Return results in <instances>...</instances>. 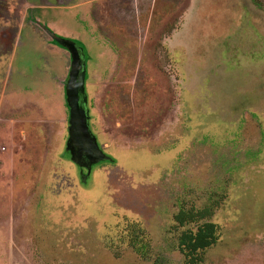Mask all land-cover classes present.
<instances>
[{
  "label": "rangeland",
  "instance_id": "1",
  "mask_svg": "<svg viewBox=\"0 0 264 264\" xmlns=\"http://www.w3.org/2000/svg\"><path fill=\"white\" fill-rule=\"evenodd\" d=\"M30 4L0 57V264H154L117 243L139 221L183 264L167 234L178 202L216 189L224 237L205 264H264V0ZM44 26L84 49L113 159L91 172L66 149L71 55Z\"/></svg>",
  "mask_w": 264,
  "mask_h": 264
},
{
  "label": "trees",
  "instance_id": "2",
  "mask_svg": "<svg viewBox=\"0 0 264 264\" xmlns=\"http://www.w3.org/2000/svg\"><path fill=\"white\" fill-rule=\"evenodd\" d=\"M205 194H185L178 202L174 223L168 228V245L182 254L183 264H205L208 253L218 246L224 237L223 227L214 221L223 207L227 194L211 190ZM202 200V202H201ZM117 243L131 249L141 260L165 264L163 253L142 221L133 222L116 233ZM117 245L112 246L114 250Z\"/></svg>",
  "mask_w": 264,
  "mask_h": 264
},
{
  "label": "water",
  "instance_id": "3",
  "mask_svg": "<svg viewBox=\"0 0 264 264\" xmlns=\"http://www.w3.org/2000/svg\"><path fill=\"white\" fill-rule=\"evenodd\" d=\"M45 31L72 54V65L69 81L66 84L67 103L70 108L67 151L80 166L91 172L92 166L112 157L104 151L105 146L99 144L90 124V109L86 92L87 62L84 50L71 39L59 36L44 26Z\"/></svg>",
  "mask_w": 264,
  "mask_h": 264
},
{
  "label": "flooded vegetation",
  "instance_id": "4",
  "mask_svg": "<svg viewBox=\"0 0 264 264\" xmlns=\"http://www.w3.org/2000/svg\"><path fill=\"white\" fill-rule=\"evenodd\" d=\"M30 6L33 7V4H30V0H0V57L3 58V56L11 54L16 48V46L21 43L22 36L20 34L22 33V31H24V25L27 21L28 14L30 12ZM46 34L53 41L58 43L47 32ZM68 52L71 55L72 65V54L69 50ZM0 64H2V59H0ZM70 72L71 68L69 71L68 78L65 82V86L69 81Z\"/></svg>",
  "mask_w": 264,
  "mask_h": 264
}]
</instances>
